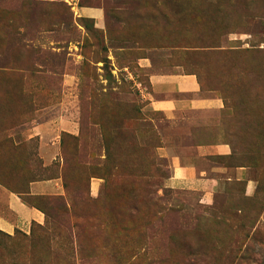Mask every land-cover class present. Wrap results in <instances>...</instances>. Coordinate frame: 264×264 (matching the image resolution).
I'll return each instance as SVG.
<instances>
[{
	"label": "rangeland",
	"instance_id": "1",
	"mask_svg": "<svg viewBox=\"0 0 264 264\" xmlns=\"http://www.w3.org/2000/svg\"><path fill=\"white\" fill-rule=\"evenodd\" d=\"M172 73L223 109L151 110ZM176 158L218 191L169 187ZM53 180L0 264H264V0H0V185Z\"/></svg>",
	"mask_w": 264,
	"mask_h": 264
},
{
	"label": "crops",
	"instance_id": "2",
	"mask_svg": "<svg viewBox=\"0 0 264 264\" xmlns=\"http://www.w3.org/2000/svg\"><path fill=\"white\" fill-rule=\"evenodd\" d=\"M90 16H99L91 13ZM150 97L148 107L169 120L179 114L202 111H221L223 100L214 95H201L197 77L192 74H154L149 80ZM202 157H227L231 153L228 144H215L197 147ZM236 180H242L243 170L234 173ZM171 188H187L203 193L205 198L218 191L216 178H210L203 171H198L190 163L176 158L171 161V177L167 180ZM250 186V185H249ZM30 196H60L62 188L58 180L34 182L28 188ZM44 214L28 206L22 198L0 185V233L13 236L17 231L28 233L33 224H43Z\"/></svg>",
	"mask_w": 264,
	"mask_h": 264
},
{
	"label": "trees",
	"instance_id": "3",
	"mask_svg": "<svg viewBox=\"0 0 264 264\" xmlns=\"http://www.w3.org/2000/svg\"><path fill=\"white\" fill-rule=\"evenodd\" d=\"M192 75H195V74H192ZM196 76V75H195ZM249 128L250 127H247V128H245V131L246 130H249ZM222 143H224V142H222ZM11 192H13V191H11ZM13 193H15V194H17V195H19L20 197L21 196H28V197H31V198H33L34 199V202H30L28 199H24V198H22V200H23V202L25 203V204H27L28 206H31V207H34V208H36L37 210H39L40 212H42L43 214H44V217H46L45 215L47 214V212H48V210H49V208L51 207V206H53L54 205V203L52 202V200H50L49 198H47V199H45V203H44V206H41L40 204H37V199L35 200V198L34 197H39V196H30V194H29V192H27V193H17V192H13ZM41 199V198H40ZM43 205V204H42ZM2 236H4V237H9V236H7V235H5V234H3V233H0Z\"/></svg>",
	"mask_w": 264,
	"mask_h": 264
}]
</instances>
